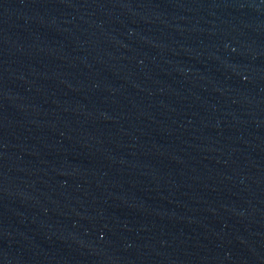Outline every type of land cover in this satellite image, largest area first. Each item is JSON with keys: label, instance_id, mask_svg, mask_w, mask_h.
I'll list each match as a JSON object with an SVG mask.
<instances>
[{"label": "water", "instance_id": "1", "mask_svg": "<svg viewBox=\"0 0 264 264\" xmlns=\"http://www.w3.org/2000/svg\"><path fill=\"white\" fill-rule=\"evenodd\" d=\"M0 264H264V0H0Z\"/></svg>", "mask_w": 264, "mask_h": 264}]
</instances>
